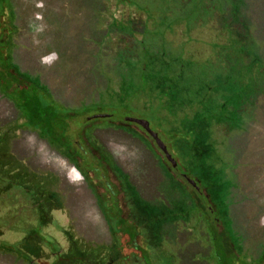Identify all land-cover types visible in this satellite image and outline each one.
I'll use <instances>...</instances> for the list:
<instances>
[{"label": "rangeland", "instance_id": "rangeland-1", "mask_svg": "<svg viewBox=\"0 0 264 264\" xmlns=\"http://www.w3.org/2000/svg\"><path fill=\"white\" fill-rule=\"evenodd\" d=\"M2 1L0 14L2 5L9 2L11 8L4 7L5 16L14 15L16 21L13 63L33 74L46 73L44 79L58 96L78 104L80 81L71 77L65 85L51 77L58 73L61 78L65 63L68 70L78 73L80 64L88 61L86 53L78 45L80 41L71 47L72 52L69 46H59V40L66 35L67 39L79 36L78 40L100 38L103 26L111 21L107 0ZM45 33L53 36L45 37ZM165 38L172 44V34ZM50 39H57L54 49L47 46ZM106 110L100 107L101 112ZM152 113L134 107L124 119L146 120L175 165L140 125L128 121L108 125L99 119L91 122V136L85 131L87 140L82 144L87 150L79 149L80 160L63 155L26 129L24 118L0 90V139H5L0 141V172L14 176L16 183L31 185L27 190L36 203L14 181L0 185V264H16L15 259L17 264H208L209 215L203 210H210L211 221L221 219L215 223L219 229L225 222L232 225L248 261L264 264L260 252L264 247V121L256 124L258 129L249 139L231 143L227 157L233 162L231 175L223 176L227 204H221L223 192L214 185L209 184L208 189L195 177L183 178L173 169L177 157L158 131ZM84 122V116L78 115L66 127L77 133ZM216 162L223 169L217 158ZM189 178L197 183L194 188L190 182L201 196L202 208L185 185ZM37 190L41 192L35 194ZM157 213L163 215L160 221L159 216L153 218L159 222L145 225L147 220L140 221ZM127 230L136 234L133 239L123 233ZM84 251L92 255L91 260L83 262ZM226 259L228 264L239 261L230 252Z\"/></svg>", "mask_w": 264, "mask_h": 264}, {"label": "trees", "instance_id": "trees-1", "mask_svg": "<svg viewBox=\"0 0 264 264\" xmlns=\"http://www.w3.org/2000/svg\"><path fill=\"white\" fill-rule=\"evenodd\" d=\"M261 2L264 0H107L111 21L103 26L100 38L83 36L78 40L79 36L67 39L66 35L59 40V46L70 48L80 41L78 45L86 53L88 61L80 64L78 73L73 68L68 70L65 63L62 77L58 73L51 77L65 85L71 77L80 81L78 104L58 96L44 79L46 73L34 69L33 74L18 67L20 72L13 63L16 21L14 15L5 16V9L11 8L8 2V6L2 5L0 14V90L24 118L26 129L74 159H80V151L87 150L82 141L87 140L86 130L90 135L94 119L120 126L134 107L153 112L158 131L177 157L173 169L179 170L183 178L195 177L207 188L214 185L223 192L219 202L227 204V181L223 176L231 175L233 162L227 159L230 145L249 139L258 129L256 124L264 121ZM167 34H172V44L165 38ZM56 41L50 39L47 46L54 49ZM57 56L61 58L60 54ZM78 56L81 57L74 58ZM100 107H107L108 111L103 113ZM78 115L84 116L83 127L77 133L70 132L66 122ZM216 158L223 169L215 166ZM15 180L0 172L1 186L14 181L25 188L29 201L35 203L32 192L27 190L32 186ZM190 180L186 179L185 185L195 193L191 186L195 188L197 183L192 185ZM207 193L211 198L210 190ZM192 197L198 199L196 205L202 208L201 196L195 193ZM203 213L209 215L205 242L208 264H228L229 252L235 254L238 264H257L241 252L242 245L231 224L225 222L219 229L215 223L221 219L215 217L211 221L210 210ZM157 216L159 221L163 217L157 213L140 221L147 220L145 225H152L159 222L153 219ZM123 233L132 239L136 235L133 230ZM260 252L264 254V247ZM83 254V262L91 260L87 251ZM145 259L148 261L147 256H143Z\"/></svg>", "mask_w": 264, "mask_h": 264}, {"label": "water", "instance_id": "water-1", "mask_svg": "<svg viewBox=\"0 0 264 264\" xmlns=\"http://www.w3.org/2000/svg\"><path fill=\"white\" fill-rule=\"evenodd\" d=\"M126 121L128 122H133L136 123L138 125H140L155 141V143L157 144V146L162 150V152L165 154V157L173 164L175 165L174 160L171 158L170 154L168 153L166 146L164 145V143L160 140V138L157 136V134L155 132H153L150 127L149 124L146 120L143 119H137V118H132V117H126L125 118ZM190 182L192 184H194L193 181L190 180Z\"/></svg>", "mask_w": 264, "mask_h": 264}]
</instances>
